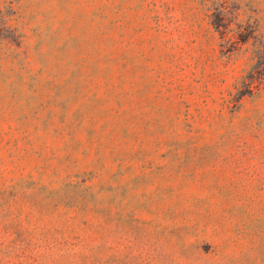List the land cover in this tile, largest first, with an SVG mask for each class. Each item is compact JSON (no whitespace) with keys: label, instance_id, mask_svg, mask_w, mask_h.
<instances>
[{"label":"rangeland","instance_id":"374dc122","mask_svg":"<svg viewBox=\"0 0 264 264\" xmlns=\"http://www.w3.org/2000/svg\"><path fill=\"white\" fill-rule=\"evenodd\" d=\"M0 264H264V0H0Z\"/></svg>","mask_w":264,"mask_h":264}]
</instances>
